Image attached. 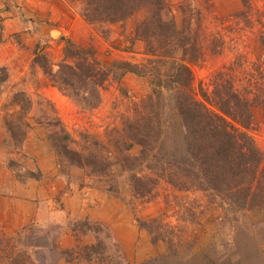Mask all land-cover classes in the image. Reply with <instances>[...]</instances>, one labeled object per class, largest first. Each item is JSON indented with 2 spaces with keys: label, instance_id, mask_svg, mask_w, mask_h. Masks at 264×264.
<instances>
[{
  "label": "rangeland",
  "instance_id": "rangeland-1",
  "mask_svg": "<svg viewBox=\"0 0 264 264\" xmlns=\"http://www.w3.org/2000/svg\"><path fill=\"white\" fill-rule=\"evenodd\" d=\"M244 2L168 0L179 27L184 19L195 27L190 9L202 12L196 26L201 58L188 64L198 99L202 91L213 94L218 79L228 80L248 99L246 79L252 74L264 82V0H248L246 21L238 16ZM80 4V0H0V65L7 68V79L0 84V229L8 236L25 230L28 252L37 264H98L93 255L85 259L75 253L68 261L66 251L96 237L110 252L117 244L123 264H264V206L236 209L218 195L181 192L164 182L150 194L135 197L130 171L116 163L108 175L90 176L57 161L45 138L50 127L44 124L49 120L44 110L49 102L51 119L58 118L78 142L80 134L101 138L120 126L124 116L132 115L135 104L150 93L155 77L168 76L180 62L179 49L165 57L145 49L133 32L138 13L125 21L92 24L82 16ZM53 28L58 35L48 32ZM66 40L92 48L104 67L127 61L137 70L119 80L109 73L99 104L79 105L32 63L38 49L55 69ZM15 91L31 98L25 117L30 126L20 144L5 127L9 114L19 110L11 100ZM161 92L164 127L179 132L181 119L172 108V90L163 87ZM260 104L253 106L251 119L241 130L252 139L264 164V105ZM208 106L213 108L212 103ZM84 221L92 228L78 225ZM140 221L160 230L164 239L153 242Z\"/></svg>",
  "mask_w": 264,
  "mask_h": 264
},
{
  "label": "trees",
  "instance_id": "trees-1",
  "mask_svg": "<svg viewBox=\"0 0 264 264\" xmlns=\"http://www.w3.org/2000/svg\"><path fill=\"white\" fill-rule=\"evenodd\" d=\"M243 2L246 5L238 16L246 21L251 7L247 5L248 0ZM80 3L82 16L92 24L125 21L138 13L133 32L145 49L163 57L179 49L180 62L168 76L155 77L150 93L135 104L132 115L124 116L120 126L109 129L101 138L80 134L78 142L58 118L51 119L49 102L48 109L44 110V115L49 117L44 124L50 127L45 138L60 165L79 167L90 176H106L116 163L130 171L129 186L135 197L150 194L159 182H164L181 192L218 195L236 209L264 206L262 156L252 139L241 130L248 125L253 106L264 103L263 78L251 74L244 82V88L251 95L249 99L234 91L224 78L217 80L213 94L202 91L198 99L192 91V72L188 64L199 61L202 54L196 27L202 14L200 9L189 10L195 27L186 19L179 27L168 0H80ZM1 20L0 16V43L3 40ZM63 54L54 69L46 54L34 49L32 63L44 72L52 86L87 108L99 104L100 91L109 73L119 80L126 72L137 70L127 61H116L111 67H104L95 58L92 48L69 40ZM6 79L7 68L0 65V84ZM163 87L172 90V108L181 119L179 132L175 127L168 130L164 127L165 118H161ZM11 100L19 110L9 114L5 127L14 143L20 144L30 126L25 117L31 109V98L23 91H15ZM208 103H212L213 108ZM262 108L264 112V106ZM135 147L136 152L131 153ZM78 225L92 228L87 221ZM139 226L146 229L153 242L164 239L160 230L151 228L149 222L140 221ZM24 233L25 230H20L8 236L0 229V264H37L28 252L29 242L24 239ZM115 249L108 251L105 241L96 237L92 243H78L67 249V260H72L75 253V257L81 254L85 259L93 255L98 264H123L117 244Z\"/></svg>",
  "mask_w": 264,
  "mask_h": 264
},
{
  "label": "bare ground",
  "instance_id": "bare-ground-1",
  "mask_svg": "<svg viewBox=\"0 0 264 264\" xmlns=\"http://www.w3.org/2000/svg\"><path fill=\"white\" fill-rule=\"evenodd\" d=\"M48 32L51 33L53 36L59 34V31H57V30H53V29H49Z\"/></svg>",
  "mask_w": 264,
  "mask_h": 264
},
{
  "label": "water",
  "instance_id": "water-1",
  "mask_svg": "<svg viewBox=\"0 0 264 264\" xmlns=\"http://www.w3.org/2000/svg\"><path fill=\"white\" fill-rule=\"evenodd\" d=\"M53 30H57V29L53 28ZM57 31H58V30H57Z\"/></svg>",
  "mask_w": 264,
  "mask_h": 264
}]
</instances>
